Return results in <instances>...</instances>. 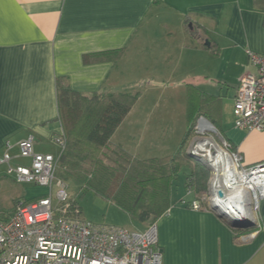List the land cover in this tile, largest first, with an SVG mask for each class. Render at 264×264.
<instances>
[{
  "label": "crops",
  "instance_id": "1",
  "mask_svg": "<svg viewBox=\"0 0 264 264\" xmlns=\"http://www.w3.org/2000/svg\"><path fill=\"white\" fill-rule=\"evenodd\" d=\"M247 50L264 56V0H0V155L29 136L36 152L56 154L60 82L85 97L139 93L111 142L140 160L178 152L192 88L198 120L247 166L263 163L264 131L234 124L240 81L254 71ZM181 164L182 190L173 183L170 209L155 223L163 264H264V200L254 228L233 229L191 208V167Z\"/></svg>",
  "mask_w": 264,
  "mask_h": 264
},
{
  "label": "built area",
  "instance_id": "2",
  "mask_svg": "<svg viewBox=\"0 0 264 264\" xmlns=\"http://www.w3.org/2000/svg\"><path fill=\"white\" fill-rule=\"evenodd\" d=\"M254 71L241 79L234 102L235 128L264 131V56L246 51ZM206 123V125H204ZM187 154L210 170L208 191L193 201L194 211L222 210L225 201L236 197L254 213L264 200V162L247 166L241 154L200 118ZM56 154L38 153L33 136L16 145L7 141L0 166L19 184L51 190L29 204L19 202L15 212L0 219V264H163L156 224L143 232L117 226L97 225L80 218V210L68 201V185L57 178L58 164L66 149L64 135L53 139ZM17 148V153L12 151ZM24 159L26 164H13ZM59 205L55 206L53 188ZM76 214V215H72Z\"/></svg>",
  "mask_w": 264,
  "mask_h": 264
},
{
  "label": "trees",
  "instance_id": "3",
  "mask_svg": "<svg viewBox=\"0 0 264 264\" xmlns=\"http://www.w3.org/2000/svg\"><path fill=\"white\" fill-rule=\"evenodd\" d=\"M197 97L198 93L189 88V129L178 152L166 158L140 160L111 142V135L134 107L139 93L85 97L59 82L57 101L66 149L58 166L62 172L117 204L137 222L155 224L170 209L180 158L192 159L185 147L200 116ZM209 177L210 170L203 164L192 165L187 188L199 198L207 192ZM72 208L79 209L75 204Z\"/></svg>",
  "mask_w": 264,
  "mask_h": 264
},
{
  "label": "rangeland",
  "instance_id": "4",
  "mask_svg": "<svg viewBox=\"0 0 264 264\" xmlns=\"http://www.w3.org/2000/svg\"><path fill=\"white\" fill-rule=\"evenodd\" d=\"M188 129L186 131H188ZM195 131L196 129L194 130L193 135L188 140L185 150L190 146L191 141L195 135ZM28 162L29 161L27 160L20 159L13 162V164H26ZM183 162L188 163L190 167L192 165H197L198 167L201 164L199 163V161H197L194 158H192L190 161L187 160L185 161L184 159L180 158L179 163H183ZM184 165L185 164L180 165L178 177L173 182L175 186L180 185L181 190L183 187V179L185 177V173L187 172V167H188ZM4 174L2 175L0 174V219L1 220H6L10 218L11 215L15 212L19 202L29 204L33 201L30 198L37 196L39 194L38 192L43 193L44 196L50 195L51 193L49 187L19 184L15 181L13 177L8 176L6 172ZM57 178L65 181L66 184L68 185V189H67L68 201L71 203V205L75 204L79 207L81 219L91 221L97 225L117 226L130 231L143 232L145 231V229H147L148 225L137 222L135 219L132 218V216L128 212L124 211L117 204H115L114 202L110 201L109 199L101 195L97 190H95L92 187H86L81 182L72 178L68 174L62 172L60 166H58ZM208 187H209V179H208ZM57 191H58L57 187L54 186L53 197H54L55 206L59 205ZM202 196H200L198 199L202 198ZM71 214L76 215L73 213Z\"/></svg>",
  "mask_w": 264,
  "mask_h": 264
},
{
  "label": "water",
  "instance_id": "5",
  "mask_svg": "<svg viewBox=\"0 0 264 264\" xmlns=\"http://www.w3.org/2000/svg\"><path fill=\"white\" fill-rule=\"evenodd\" d=\"M210 211L214 212L221 220H223L228 226H230L233 229H236L239 231H249L255 227V221L253 220V218L242 216V215H239V216L229 215L227 212H225L224 210H221L220 208L216 206H212L210 208Z\"/></svg>",
  "mask_w": 264,
  "mask_h": 264
},
{
  "label": "bare ground",
  "instance_id": "6",
  "mask_svg": "<svg viewBox=\"0 0 264 264\" xmlns=\"http://www.w3.org/2000/svg\"><path fill=\"white\" fill-rule=\"evenodd\" d=\"M206 125V123H204ZM222 210L227 212L229 215H242L252 218V211L249 207H243L236 197H233L231 200L225 201L221 206Z\"/></svg>",
  "mask_w": 264,
  "mask_h": 264
}]
</instances>
